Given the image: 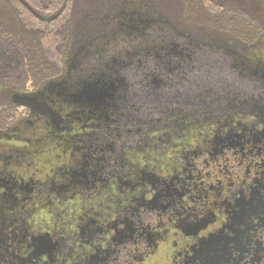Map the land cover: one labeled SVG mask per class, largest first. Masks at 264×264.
<instances>
[{
	"label": "flooded vegetation",
	"instance_id": "af4514ba",
	"mask_svg": "<svg viewBox=\"0 0 264 264\" xmlns=\"http://www.w3.org/2000/svg\"><path fill=\"white\" fill-rule=\"evenodd\" d=\"M134 15L110 35L135 41L163 24L148 18L140 27ZM251 50L249 75L235 63L230 70L243 81L240 91L253 89L252 105L236 95L225 106L221 97L195 102L161 114L156 124L133 125L129 131L141 139L124 143L111 119L116 84L81 75L67 84L68 65L62 77L33 85L17 49L3 72L16 88L0 86L17 114L4 131L22 122L35 138H14L32 149L31 158L18 162L15 181L0 178V196L18 213L13 221L22 216L27 226L23 235L16 227L7 232L6 248L18 260L0 253V264H264V46ZM88 51L78 63L85 68L97 60ZM52 81L62 84L58 93L48 91ZM17 96L38 109L17 105ZM17 179L19 194L12 195L8 185Z\"/></svg>",
	"mask_w": 264,
	"mask_h": 264
},
{
	"label": "rangeland",
	"instance_id": "374dc122",
	"mask_svg": "<svg viewBox=\"0 0 264 264\" xmlns=\"http://www.w3.org/2000/svg\"><path fill=\"white\" fill-rule=\"evenodd\" d=\"M197 7L200 9L199 5ZM122 11L119 12L120 20L124 19L122 17L128 19L129 14H122ZM140 12L132 17L133 24L145 27L148 17ZM237 17L239 20L236 23L245 21L244 16ZM138 20L142 22L138 23ZM156 26L145 31L142 37L139 36L135 41H126L127 38L117 35L104 36L96 41L80 40L71 50L70 72L64 80L67 84H71L73 79L80 75L88 80L116 84L115 89L111 90L114 97L110 102L116 107L115 112L111 113V119L116 120L117 130L120 131L118 141L125 143L140 140L135 130L129 131L133 129V125L142 124L141 122L156 124L161 114H168L176 108H188L189 104L195 102L208 103L210 99L221 97L224 100H218L219 106H225L226 100H231L230 98L236 95L239 99L242 96L251 98L249 104L252 105V101L257 98L252 93L253 89L248 86L240 91L237 84L243 81L238 80L237 72L230 70V64L235 63L238 68L235 71L240 70L249 75L254 69V60L249 54L233 48L225 41L215 40L210 48L193 45L194 42L189 44L180 36L164 30L158 31ZM226 44L229 47H224L225 51L228 50L225 55L221 46ZM216 45L220 47L216 48ZM88 50L93 52L97 60L90 62V68H85V65L84 67L78 63ZM58 83L60 82L52 81L48 85V91L58 93L62 85ZM67 89L68 87L65 90ZM249 104L248 107H251ZM25 125L20 122L9 131L0 133V178L3 180L15 181L17 171L21 173L18 170L21 167H17L18 162L24 165L31 158L32 149L28 145L16 146L13 143L16 137L21 138L22 142L35 138L31 137V132ZM16 182V187L11 183L8 185L12 195L19 194L16 189L21 185L18 179ZM16 212L11 199L0 196V253L7 254L5 259L10 258L17 262L18 259L13 257L18 256L17 252L13 253L10 248H6L10 239L5 240L7 236H13L7 232L15 227L20 229L21 234L17 235H23L27 231L22 216L17 222L13 221L15 215H18ZM4 227L5 230L2 229ZM13 245L16 247L15 243ZM3 249H7V252Z\"/></svg>",
	"mask_w": 264,
	"mask_h": 264
},
{
	"label": "trees",
	"instance_id": "16d2710c",
	"mask_svg": "<svg viewBox=\"0 0 264 264\" xmlns=\"http://www.w3.org/2000/svg\"><path fill=\"white\" fill-rule=\"evenodd\" d=\"M121 10L122 14L135 15L142 10L140 13L148 18L163 23L156 27L162 26V30L173 35L174 30L188 35L193 45L225 41L252 58V47L264 46V1L0 0V86L16 88L13 76H3V72L8 64L13 65L11 58L17 49L24 65L21 69L24 67L34 78L33 85L37 86L41 79L62 77L73 47L80 40L96 41L111 36L110 30L120 20ZM237 16H244L245 21L236 23ZM19 86H24L23 80ZM16 118L13 104L0 97V132Z\"/></svg>",
	"mask_w": 264,
	"mask_h": 264
},
{
	"label": "water",
	"instance_id": "95a60500",
	"mask_svg": "<svg viewBox=\"0 0 264 264\" xmlns=\"http://www.w3.org/2000/svg\"><path fill=\"white\" fill-rule=\"evenodd\" d=\"M51 18L52 17L44 18V19L50 20ZM14 99L16 101V104L21 106V107H24V108H27L30 110H35V109L37 110L38 109V106L36 105L35 101L28 98V97L17 96Z\"/></svg>",
	"mask_w": 264,
	"mask_h": 264
}]
</instances>
